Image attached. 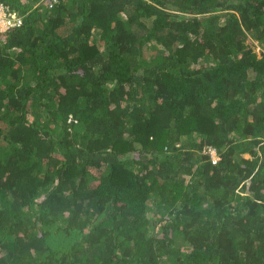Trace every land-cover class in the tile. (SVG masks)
I'll list each match as a JSON object with an SVG mask.
<instances>
[{
    "label": "trees",
    "instance_id": "trees-1",
    "mask_svg": "<svg viewBox=\"0 0 264 264\" xmlns=\"http://www.w3.org/2000/svg\"><path fill=\"white\" fill-rule=\"evenodd\" d=\"M0 2V264H264V0Z\"/></svg>",
    "mask_w": 264,
    "mask_h": 264
},
{
    "label": "built area",
    "instance_id": "built-area-1",
    "mask_svg": "<svg viewBox=\"0 0 264 264\" xmlns=\"http://www.w3.org/2000/svg\"><path fill=\"white\" fill-rule=\"evenodd\" d=\"M21 24V17L7 5L0 2V33H4Z\"/></svg>",
    "mask_w": 264,
    "mask_h": 264
},
{
    "label": "clouds",
    "instance_id": "clouds-1",
    "mask_svg": "<svg viewBox=\"0 0 264 264\" xmlns=\"http://www.w3.org/2000/svg\"><path fill=\"white\" fill-rule=\"evenodd\" d=\"M206 149L209 152L210 157L213 159V161H215L217 159V154L215 153V150L212 147H208Z\"/></svg>",
    "mask_w": 264,
    "mask_h": 264
},
{
    "label": "rangeland",
    "instance_id": "rangeland-1",
    "mask_svg": "<svg viewBox=\"0 0 264 264\" xmlns=\"http://www.w3.org/2000/svg\"><path fill=\"white\" fill-rule=\"evenodd\" d=\"M254 49H255V51H259V48L256 46V45H254ZM245 156H247V155H245Z\"/></svg>",
    "mask_w": 264,
    "mask_h": 264
}]
</instances>
